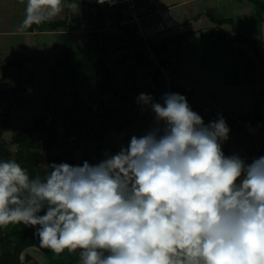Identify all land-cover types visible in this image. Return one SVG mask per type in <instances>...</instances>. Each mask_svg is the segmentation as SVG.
Returning <instances> with one entry per match:
<instances>
[{
	"label": "crops",
	"instance_id": "obj_1",
	"mask_svg": "<svg viewBox=\"0 0 264 264\" xmlns=\"http://www.w3.org/2000/svg\"><path fill=\"white\" fill-rule=\"evenodd\" d=\"M3 1L11 16L0 25V141L13 157L19 149L13 139L48 112L53 143L48 156L43 147L36 151L44 177L52 164L97 165L156 126L155 113L138 102L144 93L163 103L151 87L157 73L145 44L116 28L97 0H62L61 11L45 24L34 23L29 0ZM137 1L144 24L157 23L161 11L175 23L172 35L149 38L175 58L174 93L205 125L222 109L246 117L231 151L252 153L260 146L264 154V13L250 0ZM183 39L189 43L175 48Z\"/></svg>",
	"mask_w": 264,
	"mask_h": 264
},
{
	"label": "clouds",
	"instance_id": "obj_2",
	"mask_svg": "<svg viewBox=\"0 0 264 264\" xmlns=\"http://www.w3.org/2000/svg\"><path fill=\"white\" fill-rule=\"evenodd\" d=\"M41 4L54 15L62 0L29 12ZM162 100L141 93L156 126L97 165L52 164L41 179L0 161V227L39 226L40 246L77 264H264V157H225L222 116L205 125L183 95Z\"/></svg>",
	"mask_w": 264,
	"mask_h": 264
},
{
	"label": "built area",
	"instance_id": "obj_3",
	"mask_svg": "<svg viewBox=\"0 0 264 264\" xmlns=\"http://www.w3.org/2000/svg\"><path fill=\"white\" fill-rule=\"evenodd\" d=\"M98 8L104 13L105 17L116 22L115 27L118 29H129L132 32L136 42L145 44V53L149 65L157 73V82L152 84V90L157 93L160 99L166 93H174L176 83L173 76L174 57H166L162 49L158 45L151 44L149 38L158 34L171 33L176 29L175 23L171 14L167 11L159 12L160 19L155 24H144L143 17L139 14V3L137 0H104V3H99ZM52 15L45 7H41L36 11V24H45L50 21ZM189 43L188 39H183L174 43V47L186 46ZM134 53V52H133ZM187 92L191 89L186 87ZM219 118L222 116L228 128L230 129L228 139L221 141V149L225 157L238 156L241 160L247 163H252L254 160L264 157L261 147L256 146L254 152L244 153L231 151V147L236 144L237 134L240 130L246 128V117L230 110L222 109L218 113ZM156 120L155 115L152 117ZM53 115L51 112L46 113L45 122L47 126L52 125Z\"/></svg>",
	"mask_w": 264,
	"mask_h": 264
},
{
	"label": "trees",
	"instance_id": "obj_4",
	"mask_svg": "<svg viewBox=\"0 0 264 264\" xmlns=\"http://www.w3.org/2000/svg\"><path fill=\"white\" fill-rule=\"evenodd\" d=\"M257 8L258 14L264 13V3L260 0H250ZM42 5H39L35 9L39 10ZM246 41V40H245ZM54 122L52 125L47 126L45 120L35 121L33 126L30 128H25L20 131V133L13 139V143L17 144L19 149L14 155L6 150L5 144L0 147L1 153L4 157L0 155V161L4 160H15L23 168L27 170L29 176L32 178L42 177L44 178L45 171L38 166V161L36 157V151L42 147L47 151V156L49 149L52 145V140L54 137ZM47 134V138L41 140L40 135L42 133ZM45 142V144H43ZM41 178V179H42ZM45 214V213H43ZM37 229L29 228L21 223L19 226L12 230H9L6 235L0 234V244L5 247L4 253L0 256V264H21L20 256L22 252L30 247H36L42 249L47 255L50 256L49 261L53 260L54 264H60L65 261L77 260V256L74 253L67 254L65 251L57 254L49 248L41 247L39 238L35 235Z\"/></svg>",
	"mask_w": 264,
	"mask_h": 264
},
{
	"label": "rangeland",
	"instance_id": "obj_5",
	"mask_svg": "<svg viewBox=\"0 0 264 264\" xmlns=\"http://www.w3.org/2000/svg\"><path fill=\"white\" fill-rule=\"evenodd\" d=\"M4 3H5V1L0 0V4H4ZM8 5L9 4H5V6L4 5L3 6L0 5V25H2L3 23L4 24L7 23V21H10L11 13L8 10V7H9ZM35 21H36V14H34V23H36ZM0 39L2 40L4 38L3 37H0ZM0 45H2V41H0ZM0 143H3V142L0 141ZM1 146L2 145H0V147ZM97 147L101 151L102 145L101 144H98ZM5 149L8 150L7 147ZM0 155H1V157H4V154L1 153V151H0ZM41 212L45 213L43 210ZM20 224L21 223H18V224H9L6 227H0V234H1V236L2 235H6V233H8L9 230L14 229L15 227L19 226ZM27 227L33 228V229H35V228L37 229L39 226H36L35 228L32 227V226H27ZM4 251H5V247L2 246V244H0V256L4 253ZM65 252L67 254H71L67 250ZM74 255L77 256V258H78V252L74 253ZM49 259H50V256L49 255H47L42 249L36 248V247L27 248L21 254V262L23 264H54L53 260H51V262H50ZM60 260H61V258L58 260V262H57L58 264H60ZM77 261H78V259L76 261L75 260H72V262L71 261H65V262H62V264H73V263H75Z\"/></svg>",
	"mask_w": 264,
	"mask_h": 264
},
{
	"label": "water",
	"instance_id": "obj_6",
	"mask_svg": "<svg viewBox=\"0 0 264 264\" xmlns=\"http://www.w3.org/2000/svg\"><path fill=\"white\" fill-rule=\"evenodd\" d=\"M73 264H77V262L73 263Z\"/></svg>",
	"mask_w": 264,
	"mask_h": 264
},
{
	"label": "snow or ice",
	"instance_id": "obj_7",
	"mask_svg": "<svg viewBox=\"0 0 264 264\" xmlns=\"http://www.w3.org/2000/svg\"><path fill=\"white\" fill-rule=\"evenodd\" d=\"M34 3H35V0H34Z\"/></svg>",
	"mask_w": 264,
	"mask_h": 264
}]
</instances>
